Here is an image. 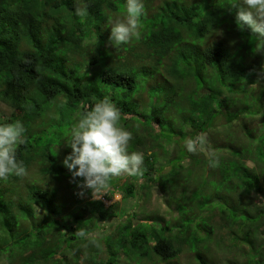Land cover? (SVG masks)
I'll return each instance as SVG.
<instances>
[{"label": "trees", "instance_id": "trees-1", "mask_svg": "<svg viewBox=\"0 0 264 264\" xmlns=\"http://www.w3.org/2000/svg\"><path fill=\"white\" fill-rule=\"evenodd\" d=\"M124 2L0 0V122L23 124L26 169L0 179V264H264V44L236 0H144L140 38L114 47ZM106 96L144 159L98 198L63 161Z\"/></svg>", "mask_w": 264, "mask_h": 264}, {"label": "clouds", "instance_id": "clouds-1", "mask_svg": "<svg viewBox=\"0 0 264 264\" xmlns=\"http://www.w3.org/2000/svg\"><path fill=\"white\" fill-rule=\"evenodd\" d=\"M231 8L235 10L239 28L247 27L264 44V0H236ZM123 11V17L116 18L109 28V41L114 47L140 38L144 0H125ZM86 14V7L76 9V15ZM121 115L120 109L106 96L82 114L66 140L71 153L64 159V167L71 173L72 181L80 178L82 184L78 186L90 189L97 197L105 193L112 178L137 176L141 171L143 155L128 151L132 134L120 125ZM24 132L20 121L0 122V179L25 175V166L16 156L18 146L25 142ZM203 144L201 136L184 141L189 153L197 152Z\"/></svg>", "mask_w": 264, "mask_h": 264}, {"label": "rangeland", "instance_id": "rangeland-1", "mask_svg": "<svg viewBox=\"0 0 264 264\" xmlns=\"http://www.w3.org/2000/svg\"><path fill=\"white\" fill-rule=\"evenodd\" d=\"M11 112H12L11 109H9V108L5 107L4 105L0 104V118H6V117L10 116L11 115ZM203 151L206 152V149H204ZM100 197L101 196L99 195L98 198H100ZM158 198H160L159 197V194L156 193V192H154L153 199H151L146 205H144V203H143V208H146L147 212H150V211L154 210L155 208L158 207V205H160V201H159ZM120 200H121V196L118 195V194H116L114 196V198L112 199L113 202H118ZM113 202H111V203H113ZM137 202L138 203L140 202V204H141V201L140 200L139 201H137V200H128V201H126L123 204V207H125V208L127 207V209H131V208L138 209L139 206L137 205ZM106 203H107L106 204L107 206H109L111 204L110 202H106ZM103 228H104V226H103ZM103 228H101L102 231H100L99 236H101V235L103 236L102 243L104 244V241L105 240H104V231H103ZM0 234H1L0 235V250L3 251L5 249H8V247H9L11 241H13V239L8 235V233H5V231L4 232L2 231V233H0ZM12 246L10 247V249H8V251L11 250ZM10 253H6L5 254V252H4V253H2V255L5 257L7 254H10ZM180 262H181V264H186V257L185 256H182Z\"/></svg>", "mask_w": 264, "mask_h": 264}]
</instances>
